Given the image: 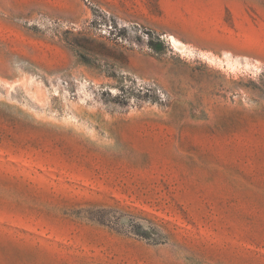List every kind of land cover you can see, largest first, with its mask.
Returning a JSON list of instances; mask_svg holds the SVG:
<instances>
[{"label":"rangeland","instance_id":"374dc122","mask_svg":"<svg viewBox=\"0 0 264 264\" xmlns=\"http://www.w3.org/2000/svg\"><path fill=\"white\" fill-rule=\"evenodd\" d=\"M0 264H264V0H0Z\"/></svg>","mask_w":264,"mask_h":264},{"label":"bare ground","instance_id":"6f19581e","mask_svg":"<svg viewBox=\"0 0 264 264\" xmlns=\"http://www.w3.org/2000/svg\"><path fill=\"white\" fill-rule=\"evenodd\" d=\"M173 43L178 47H185V44L180 42L178 39H176L174 36H172Z\"/></svg>","mask_w":264,"mask_h":264}]
</instances>
